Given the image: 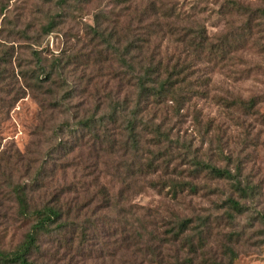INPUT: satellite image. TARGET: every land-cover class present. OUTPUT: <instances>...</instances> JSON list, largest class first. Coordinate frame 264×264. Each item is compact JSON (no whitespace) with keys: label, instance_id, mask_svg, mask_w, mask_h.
Returning <instances> with one entry per match:
<instances>
[{"label":"rangeland","instance_id":"rangeland-1","mask_svg":"<svg viewBox=\"0 0 264 264\" xmlns=\"http://www.w3.org/2000/svg\"><path fill=\"white\" fill-rule=\"evenodd\" d=\"M56 1L0 0V251L14 250L31 226V221L19 211L14 191L17 186H26L32 208L59 201L72 215L79 213L81 217L93 218L95 214L110 216L112 213L103 206L96 211L98 205L107 200V193L116 197L122 183H129L132 194L128 205L136 217L151 215L158 230H161L160 220L170 221L173 215L192 218L195 225H199L197 218H209L211 225L204 233L207 247L202 252L205 258L200 254L189 256L186 249L179 253L178 264H190L192 258L193 264H205L203 259L211 257L225 264H264V0H137L131 6L138 7L139 11L148 10L143 24L154 23L164 29L155 39L168 45L169 53L183 57L188 54L190 58L196 52L190 46L193 35L216 42L250 21L248 45L232 53L239 59L238 71L242 73L235 77L224 66L208 72L201 68L190 77L194 87L206 83L207 93L205 97H194L185 106L184 118L174 130L191 143L193 149L197 148L206 161L211 159L212 164L233 173L234 165H240L242 176L251 181L250 212L234 223L225 215L224 202L232 194L225 182L201 177L196 195L186 191L176 198L161 186H150L151 181L166 182L173 177L164 171L154 178L146 176L125 182L123 159L108 153L96 159L88 136L80 147L74 146L72 152L61 157V168L43 176L46 170L43 166L47 167L51 154L48 153L56 141L52 138L56 127L73 117L77 122L84 115L93 114L94 100L89 92L82 94L78 90L87 82L89 91L98 88L103 92L118 84L112 79L109 62L102 63L98 70L91 59L82 57L83 61L79 60L63 72L69 87L78 89V96L67 102L69 111L66 112L48 106L47 96L28 86L27 74L38 72V59L48 64L55 60L63 62L75 52L87 53L90 50L87 33L95 26L96 16L116 19L112 14L115 11L119 13L121 24H126L130 12L124 0L70 2V8H62L64 16L55 19L61 23L58 29L45 36L41 28L48 18L62 15L57 14ZM153 10L156 14L151 13ZM169 26L171 33L167 31ZM67 134L59 136L75 144V139ZM190 158V154L186 160L179 158L173 165L178 171L187 170ZM226 158H231L232 163ZM36 177L39 182L33 184ZM44 249L46 246L41 247L42 252ZM230 251L234 252L233 256ZM62 252L53 256L60 259L59 264H160L166 261L176 264V260L171 259L175 252L165 253L163 259L145 258L121 250L111 257L106 254L99 257L98 253L90 258L74 256L70 263L69 254L60 256ZM54 253L51 249V254Z\"/></svg>","mask_w":264,"mask_h":264},{"label":"trees","instance_id":"trees-1","mask_svg":"<svg viewBox=\"0 0 264 264\" xmlns=\"http://www.w3.org/2000/svg\"><path fill=\"white\" fill-rule=\"evenodd\" d=\"M41 1L52 3L54 0ZM81 1L88 2L57 0V14L62 15L49 17L47 24L41 28L42 33L46 36L57 30L61 23L55 19L64 16L62 8H70V2ZM134 1L137 0L123 1L130 11L126 16V24H121L119 13L115 11L112 14L116 19L96 16L95 26L89 28L87 33L90 36L87 43L90 50L87 53L75 52L63 62L55 60L48 64L38 59V72L27 74L28 86L47 96L48 106L66 112L69 111L67 102L78 96V89L75 86L69 87L63 72L67 67L75 66L79 60L83 61L82 57L91 59L98 70L102 63L109 62L112 79L118 84L103 92L98 88L89 91L87 82L85 87L78 90L82 94L89 92L95 103L93 114L84 115L77 122L73 117V120L56 127L52 137L56 141L48 153L51 154L48 155L50 161L47 167L43 166L46 169L43 176L61 168V157L72 152L74 146L80 147L88 136L91 138L90 145H84L90 146L96 159L107 153L123 159L122 164L126 165L123 176L125 182L146 176L154 178L164 171L175 178L169 177L166 182L151 181L150 186L165 188L173 198L186 191L196 195L201 177L225 182L232 192L224 202L227 206L225 215L230 223H234L238 217L250 212L253 190L251 181L242 176L240 165H234L233 173L230 169L212 164L211 159L206 161V157L199 154L197 148L193 149V145L174 130L175 125L184 118L185 106L194 97H205L207 93L204 89L207 88L204 85L206 83L194 87L190 77L198 74L201 68L208 72L212 68L224 66L235 77L242 73L238 71L241 66V63L237 64L239 59L232 53L244 50L248 45V38L251 36L248 26L250 21L247 25L244 23L243 28L232 29L216 42H208L202 35H193L190 46L196 52L191 58L188 54L183 57L169 53L168 45L156 41L158 33H164V29L154 23L143 24L148 10L132 8ZM151 13L156 14L155 10ZM262 14L264 18V9ZM171 29L169 26L167 31L171 33ZM92 53L96 55L93 57ZM62 133H68L76 143L63 140L59 136ZM189 154L190 168L178 171L173 163L179 158L186 160ZM226 159L229 164L232 163L231 158ZM187 179L188 181H184ZM37 182L39 180L36 177L32 183ZM122 184L116 197L107 193V200L96 209L99 211L103 206L112 214H95L93 218L86 215L81 217L79 213L72 215L59 201L53 205L32 208L26 186H17L14 191L19 211L25 219L31 221V226L24 240L14 250L0 251V264H59L60 259L54 257L59 255L60 250H63L60 256L69 254V263L74 256L90 258L98 253L99 257L105 254L111 257L121 250L141 254L145 258L157 256L163 259L165 253L175 252L171 259L174 258L176 264L180 258L179 253L186 249L189 256H202L207 247L204 233H207L205 231L211 225L209 218L199 217V225H195L196 221L193 224L192 218L173 215L174 218L170 221L160 220L161 230H158L157 222L151 221V215L136 217L132 207L128 205L132 187L129 183ZM42 246H46L44 252L41 250ZM51 249H54L53 255ZM42 254L43 257H37ZM229 254L233 256L234 252L230 251ZM203 260L205 264H225L222 260H213V257ZM189 261L193 264V258ZM169 262L160 264H170Z\"/></svg>","mask_w":264,"mask_h":264}]
</instances>
